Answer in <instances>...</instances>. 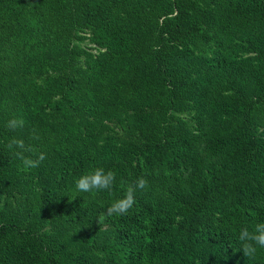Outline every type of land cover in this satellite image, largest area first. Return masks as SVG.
I'll return each mask as SVG.
<instances>
[{
	"label": "trees",
	"instance_id": "obj_1",
	"mask_svg": "<svg viewBox=\"0 0 264 264\" xmlns=\"http://www.w3.org/2000/svg\"><path fill=\"white\" fill-rule=\"evenodd\" d=\"M258 223L264 0H0V264H264Z\"/></svg>",
	"mask_w": 264,
	"mask_h": 264
},
{
	"label": "clouds",
	"instance_id": "obj_2",
	"mask_svg": "<svg viewBox=\"0 0 264 264\" xmlns=\"http://www.w3.org/2000/svg\"><path fill=\"white\" fill-rule=\"evenodd\" d=\"M24 121L22 119H12L8 122L7 127L11 130L23 127ZM9 149H19L15 152V155L22 161L23 170L29 171L36 168L46 159V153L40 152L36 159H31L23 155L25 150V143L22 139L13 137L9 144ZM116 181V175L113 171H106L102 167L95 168L90 172H87L79 176L75 181V187L77 191L83 193H98L100 191H110ZM148 186V181L144 177H140L135 184V188L129 187L126 194L119 199L114 200L106 210L105 214H102L100 220L104 216L111 217L113 215L122 216L128 213V211L135 204V190L145 189ZM239 241L241 242L240 251L243 252L247 258H253L257 253V246L264 248V223H258L252 230L244 227L239 232Z\"/></svg>",
	"mask_w": 264,
	"mask_h": 264
}]
</instances>
